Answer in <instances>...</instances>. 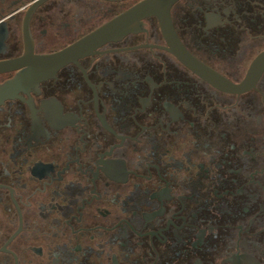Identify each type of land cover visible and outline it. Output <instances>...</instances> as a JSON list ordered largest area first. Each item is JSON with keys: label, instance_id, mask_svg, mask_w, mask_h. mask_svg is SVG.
<instances>
[{"label": "flooded vegetation", "instance_id": "1", "mask_svg": "<svg viewBox=\"0 0 264 264\" xmlns=\"http://www.w3.org/2000/svg\"><path fill=\"white\" fill-rule=\"evenodd\" d=\"M0 264H264V0H0Z\"/></svg>", "mask_w": 264, "mask_h": 264}]
</instances>
